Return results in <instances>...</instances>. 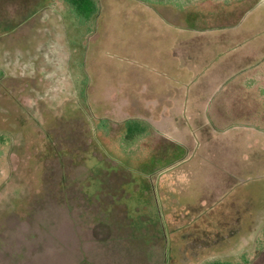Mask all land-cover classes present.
Here are the masks:
<instances>
[{"label": "rangeland", "instance_id": "rangeland-1", "mask_svg": "<svg viewBox=\"0 0 264 264\" xmlns=\"http://www.w3.org/2000/svg\"><path fill=\"white\" fill-rule=\"evenodd\" d=\"M95 1L0 0V264H264V0Z\"/></svg>", "mask_w": 264, "mask_h": 264}, {"label": "trees", "instance_id": "trees-1", "mask_svg": "<svg viewBox=\"0 0 264 264\" xmlns=\"http://www.w3.org/2000/svg\"><path fill=\"white\" fill-rule=\"evenodd\" d=\"M68 9L70 16L77 22L79 26H88L87 24L91 21L93 17L98 14V6L95 0H62ZM241 1V0H239ZM172 1L159 0L157 3H171ZM198 0H177L174 3L181 12L185 10L187 5L190 3H197ZM199 4V3H198ZM201 4H199L200 6ZM189 6V5H188ZM228 25H222L218 27H225ZM215 26L213 24L199 26L190 25L191 29H211ZM1 76V73H0ZM97 131L101 133H106L108 130L107 122L105 120H100L96 125ZM150 127L147 122L137 119H127L123 123V132L117 140V150L120 154V158L127 164H132L137 157L142 155V145L149 137ZM176 153L183 154L186 150L176 145L174 149ZM264 236V229H263ZM203 264H231L230 262L213 260ZM240 264H247L246 261Z\"/></svg>", "mask_w": 264, "mask_h": 264}, {"label": "crops", "instance_id": "crops-1", "mask_svg": "<svg viewBox=\"0 0 264 264\" xmlns=\"http://www.w3.org/2000/svg\"><path fill=\"white\" fill-rule=\"evenodd\" d=\"M255 73H259V71L255 72Z\"/></svg>", "mask_w": 264, "mask_h": 264}]
</instances>
